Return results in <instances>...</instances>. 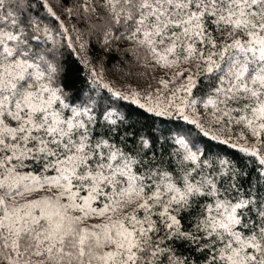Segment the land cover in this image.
I'll return each mask as SVG.
<instances>
[{
	"label": "snow or ice",
	"instance_id": "1",
	"mask_svg": "<svg viewBox=\"0 0 264 264\" xmlns=\"http://www.w3.org/2000/svg\"><path fill=\"white\" fill-rule=\"evenodd\" d=\"M0 264H264V0H0Z\"/></svg>",
	"mask_w": 264,
	"mask_h": 264
}]
</instances>
